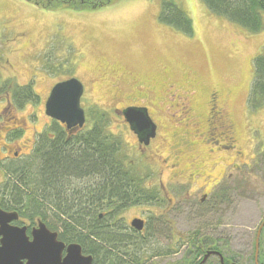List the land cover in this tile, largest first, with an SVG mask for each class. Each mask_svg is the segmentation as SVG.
I'll return each mask as SVG.
<instances>
[{
	"label": "rangeland",
	"instance_id": "1",
	"mask_svg": "<svg viewBox=\"0 0 264 264\" xmlns=\"http://www.w3.org/2000/svg\"><path fill=\"white\" fill-rule=\"evenodd\" d=\"M173 2L190 19L191 33L159 20L160 0H113L79 10L0 0L1 169L8 175L10 167L28 162L37 172L38 134L53 122L44 112V102L56 82L77 78L84 86L80 105L86 118L78 129L102 125V134L119 142L116 155L124 157L131 176L146 194L159 198L115 213L105 205L97 210L131 238L138 239L140 233L122 228L128 220L148 219L147 239L133 264L196 262L198 254L193 255L195 247L189 244L194 238L213 242L237 264H254V240L264 219V106L251 107L249 91L254 57L264 54V29L249 32L210 11L203 0ZM178 81L191 82L186 105L168 85ZM29 83L38 100L20 108L8 104L10 92ZM212 89L227 93L229 127L224 134L206 127L207 91ZM140 102L157 126L141 153L136 136L116 110ZM17 125L21 131L14 138L11 129ZM16 144L18 157L12 153ZM32 174L31 180L38 179ZM2 175L0 171V198L7 186ZM241 180L246 186L238 187L235 181ZM218 187L221 196L232 189L221 199ZM203 193L208 195L201 199ZM47 209L51 227L61 232L62 217L54 207ZM169 225L176 231V255L165 252ZM131 259L123 260L131 264ZM217 260L212 256L207 264Z\"/></svg>",
	"mask_w": 264,
	"mask_h": 264
},
{
	"label": "trees",
	"instance_id": "2",
	"mask_svg": "<svg viewBox=\"0 0 264 264\" xmlns=\"http://www.w3.org/2000/svg\"><path fill=\"white\" fill-rule=\"evenodd\" d=\"M31 1L52 10L61 7L73 10L96 9L113 2V0ZM203 2L213 13L241 25L249 32L264 29V0H203ZM159 20L170 23L185 33L192 31L190 19L173 0H160ZM253 63L254 77L249 100L251 107H263L264 54L256 55ZM37 100L38 96L29 83L16 86L10 92L8 104L20 108L26 102ZM50 126L49 130L38 134L39 146L33 148L40 154V162L34 167L37 172L30 168L32 164L25 162L10 167V174L7 175V171L1 169L5 163L0 160V171L3 178L5 177L2 182L7 185L0 202L6 203L8 208H28V212L31 213H42L48 210V207H54V213L63 219L60 237L66 241L69 239L79 242L83 251L92 255V264H125L123 259L126 257L132 258L131 264L135 260L138 261L139 257L135 258L134 255H137L141 244L146 242L147 235H140L138 239L124 235L120 228L117 230L113 226L109 227L107 224L109 221H104L106 214H97V210L105 205L112 208L115 213L128 205L150 202L156 197L155 193L146 194L140 182L131 176V170L127 169L124 157L116 155L119 142L116 138L110 142L109 136L102 134V125L96 123L89 130L77 129L70 132L55 120ZM20 131L21 128L16 126L11 130V136L18 137ZM13 172L16 174H12ZM32 173H36L38 179L31 180L28 175L31 176ZM70 177L79 179L75 183L80 186L79 188L72 187L69 183ZM235 182L238 187L246 186L247 183L244 180L240 183ZM231 189L228 188L229 192ZM229 192L226 189L224 197L228 196ZM197 243H199L197 238L189 242L190 246L195 248ZM208 244L206 248L216 249L214 243ZM262 257L264 254L259 257L260 261ZM185 264H188V261Z\"/></svg>",
	"mask_w": 264,
	"mask_h": 264
},
{
	"label": "water",
	"instance_id": "3",
	"mask_svg": "<svg viewBox=\"0 0 264 264\" xmlns=\"http://www.w3.org/2000/svg\"><path fill=\"white\" fill-rule=\"evenodd\" d=\"M84 86L77 78L70 77L55 83L45 101V114L63 123L67 129L81 128L85 123V112L80 105ZM121 115L128 123L130 130L136 135L138 142L148 145L155 136L156 124L150 117L146 107L128 106L121 110ZM16 212H7L0 208V264H91V255H83L78 243L65 245L57 240L56 232H52L43 223L32 230L31 238L25 233V227L8 226L16 219ZM136 230H141L143 220L131 222ZM264 220L257 231L254 258L257 261L258 237ZM65 249V255L61 253ZM211 255H217L221 264L224 259L221 253L207 250L198 264H204ZM23 260L24 263L22 262ZM236 264V263H233ZM257 264V263H256Z\"/></svg>",
	"mask_w": 264,
	"mask_h": 264
},
{
	"label": "flooded vegetation",
	"instance_id": "4",
	"mask_svg": "<svg viewBox=\"0 0 264 264\" xmlns=\"http://www.w3.org/2000/svg\"><path fill=\"white\" fill-rule=\"evenodd\" d=\"M167 79L168 78H165V80H167ZM189 83L191 84V82H189V81H181V82L178 81L176 83L175 82L168 83L169 86H174L173 89L176 90V92H179L181 94L180 99H182V103H181L182 105H186V104L189 103L188 99H189V96H190V94L192 92V90H190L188 88ZM226 96H227V93H223V91L221 89H212V90H208L207 91L208 111H207V117H206V127L209 128L210 126H213V127H211L212 130L213 129L214 130H220L221 134H224V132H227V128L229 127V124L227 123V117H226V114H225V105H226L225 101L227 100ZM176 97L179 98V96H176ZM203 104L205 105V102H203ZM128 106L146 107V106H143L142 102H140V103H130L128 105H125L123 108L128 107ZM123 108H121V109H123ZM121 109L120 110L116 109V110L121 113ZM188 111H189V113L192 114L193 118L199 119V117H200L199 114H193V109L192 108L188 107ZM148 113H149V109H148ZM122 119H124L123 116H122ZM125 123H126V121H125ZM59 124L63 125L66 128V126L63 123H59ZM15 127H13L11 130H13ZM75 129H78V128H71V129H67V130L70 132L71 130L74 131ZM156 131H157V126H156ZM39 133H41V132H39ZM136 139H137V137H136ZM152 139H150V141ZM228 139L230 140L231 137H229ZM150 141H149V144H150ZM137 142H138V139H137ZM148 145H144L143 143H139L138 142L139 153H141L142 149L146 150ZM4 147H5V150L10 149V147L7 144H4ZM185 147H188V145L185 144L182 148L184 149ZM19 150H20V146L18 144H16L15 148L12 149V153L14 154L15 157L16 156L18 157ZM173 176H175V175H173ZM78 181H79V179L74 178V177H70V182L77 183ZM221 192H222L221 187H218L217 194L222 199V197L224 195L221 196ZM207 195H208V193H203L202 196H201L202 197L201 199H204ZM153 200L154 201L155 200H159V198H156V199L153 198ZM141 204H144V203H136L134 205H141ZM129 206L130 205H128L127 207H129ZM127 207H124V208H127ZM0 208L3 209L4 211H7V212H16L17 218L10 220L8 223H6V225H8V226H16V227H25V233L27 234V236H29V238H31L32 230L37 229L38 228V222H40V223H43L45 225V227L47 229H49L50 231L56 232L57 240L63 242L65 245H68L70 243H78L80 245V247H81V253L83 255H91V254H87V253H85L83 251L82 246H81V244L79 242H77L75 240H68V241L63 240L62 237H60L61 236L60 234H62V231L58 232V231L54 230L51 227V224L48 222L49 220H48L46 211H44L42 213H39V212H32L31 213V212H28V208H24V209H21V208L19 209L18 207L17 208L16 207L8 208L6 206V203H4V202L3 203L0 202ZM167 208L169 209L170 206L167 207ZM167 208H166V210H167ZM111 213H112V211H111ZM134 219L143 220V227H142V229L140 231L136 230L132 226L131 222ZM147 223H148V219H146L144 217L142 218L140 216H134V217L130 218L128 220V224L124 225L122 228L124 229V227H125L128 231L131 230V231H134V232H139L141 236H145L144 232H146V227H148ZM107 224L109 225V227L113 226V224L110 221ZM169 230H170L169 231V235H170L171 238H170L169 246L167 248H165V252H169L170 255H176L177 250H176L175 246H173L174 245L173 244L174 241H176V239H175L176 231L173 230L171 225H169ZM256 236H257V233H256ZM1 237H2V235L0 234V238ZM255 240H256V237H255ZM255 240H254V254H255ZM258 241H259V245H258L257 261L255 260L254 256H253V261H254V264H256V263L257 264H264V257H262L263 259L261 261L259 260V257L261 256V254H264V250L262 248L263 247L262 245L264 244V224L262 225L261 230L259 232ZM208 243H213V242H205V241L200 239L199 243L196 244V248H195V250L193 252V255H195L196 253L198 254L197 255V261L196 262L193 261L190 264H198L207 250H215V251H218L219 253H221L219 249L206 248V246L209 245ZM191 247H194V246H191ZM64 255H65V249H63V251L61 253L62 257ZM212 256L217 257V259H218L217 255H211L210 257H212ZM91 257H92V255H91ZM223 259H224V264L236 263L235 261H231V260L227 259L226 256H223ZM207 260H206V262L204 264H207V262H208ZM24 261L25 260H23L22 262L24 263ZM92 261H93V258H92ZM217 264H221L219 259L217 260Z\"/></svg>",
	"mask_w": 264,
	"mask_h": 264
}]
</instances>
